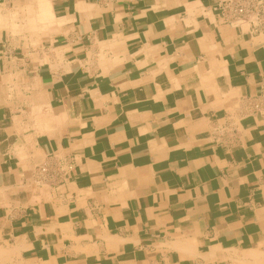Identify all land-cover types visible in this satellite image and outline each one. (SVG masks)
<instances>
[{
    "label": "crops",
    "instance_id": "1",
    "mask_svg": "<svg viewBox=\"0 0 264 264\" xmlns=\"http://www.w3.org/2000/svg\"><path fill=\"white\" fill-rule=\"evenodd\" d=\"M221 0H0V264H264V33Z\"/></svg>",
    "mask_w": 264,
    "mask_h": 264
},
{
    "label": "built area",
    "instance_id": "2",
    "mask_svg": "<svg viewBox=\"0 0 264 264\" xmlns=\"http://www.w3.org/2000/svg\"><path fill=\"white\" fill-rule=\"evenodd\" d=\"M218 9L228 22L264 33V0H221Z\"/></svg>",
    "mask_w": 264,
    "mask_h": 264
}]
</instances>
